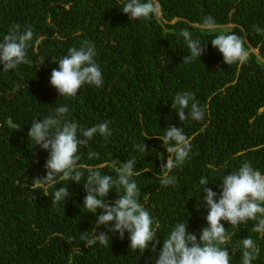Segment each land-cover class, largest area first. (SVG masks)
<instances>
[{
	"label": "trees",
	"instance_id": "1",
	"mask_svg": "<svg viewBox=\"0 0 264 264\" xmlns=\"http://www.w3.org/2000/svg\"><path fill=\"white\" fill-rule=\"evenodd\" d=\"M124 2L0 0V41L14 25L34 33L26 50L29 63L7 72L0 65V264H154L177 222H188L187 230L197 239L207 226L201 177L219 196L220 179L244 162L264 174V33L253 28L264 29V0H158L159 15L135 21L122 12ZM207 16L215 21L214 31L202 29ZM185 29L202 46L207 44L206 52L189 63L183 62L190 55L180 35ZM233 33L249 52L243 64L227 65L211 45L217 35ZM85 41L95 46L103 85L86 84L75 97L59 96L50 84L56 60ZM184 91L206 108L202 121H179L171 105L176 93ZM59 106H67L66 118L82 128L108 121L112 135H96L80 147L84 176L79 184L58 177L55 187L34 190L32 180L46 175L48 152L33 146L28 131L34 119L52 115ZM9 117L18 128L9 127ZM169 125L183 128L191 151L170 173L175 186L165 187L160 183V155L166 163L169 154L160 139ZM143 142L146 156L134 148ZM90 152L98 155L89 159ZM133 157L132 179L140 189L139 202L154 220L157 251L151 245L144 253L133 251L127 232L123 239L109 233V246L97 242L85 247L81 233H93L102 213L83 206L87 168L115 177L113 162L119 166ZM60 187L68 188L70 196L55 202ZM122 194L113 189L105 200L114 202ZM221 223L230 236V264H242L240 242L246 237L259 250L252 264H264V237L253 232L254 221L235 227ZM99 231L106 229L102 225Z\"/></svg>",
	"mask_w": 264,
	"mask_h": 264
},
{
	"label": "clouds",
	"instance_id": "2",
	"mask_svg": "<svg viewBox=\"0 0 264 264\" xmlns=\"http://www.w3.org/2000/svg\"><path fill=\"white\" fill-rule=\"evenodd\" d=\"M121 10L129 16L130 21H135L159 15L161 6L158 0H125ZM253 28L258 34L264 33V29L256 25ZM202 29L208 31L216 29L213 17L204 18ZM180 35L190 53L184 57V63L200 58L206 52L207 44L204 43L202 46V42L199 39L194 40L188 30H182ZM33 37L34 33L30 27L21 30L20 25H14L3 36V40L0 41V65L4 72L30 62L26 50L30 47ZM40 39L37 38L35 43L39 44ZM211 45L222 54L227 65L243 64L249 58V52L244 48V40L234 33L217 35L211 40ZM96 55L94 44L85 41L80 48H69L66 55L56 60L58 69L52 70L50 84L57 90L59 96L72 98L86 84L96 87L103 85L102 71L94 59ZM171 107L181 123L189 118L202 121L205 117L206 108L199 105L191 92L176 93ZM68 112L67 106H59L52 115L39 120L34 119L30 125L28 138L33 142V146H39L48 152V159L44 165L46 175L32 180L30 187L34 190L40 188L47 190L55 187L59 181H75L79 184L84 176L79 165L80 147H87L96 135L105 139L112 135L108 121L82 128L76 121L66 118ZM7 123L11 128L19 127L13 124L11 117ZM160 140L169 154L166 163H163L164 157L160 155L162 161L160 183L165 187L175 186L176 177L170 173L189 158L191 141L184 134L182 127L172 125L167 127ZM134 148L145 156L149 152L144 142L135 145ZM97 155L95 152L88 154L89 159ZM135 167L136 160L133 157L119 166L113 162L115 177L103 175L98 168H87V177L83 184L86 192L83 206L91 213L96 214L98 209L102 210V213L96 218L93 233L90 234L88 231L81 233L80 239L85 247L94 246L97 242L102 246H109V233L118 234L119 238L123 239L127 232L130 249L133 251L139 250L144 253L150 245L153 253L157 251L160 241L153 226L154 220L139 202L140 189L132 179L136 175ZM220 180L222 183L218 185L219 196L207 186L210 183L207 178L201 177L199 180L203 186V201L206 202L208 209L205 217L207 226L201 229L199 239L196 234L187 230L188 222H177L163 239L154 264H230L231 256L226 247L230 236L221 221H226L233 227L254 221L253 232L264 237V174L255 169L250 162H244L238 170L225 174ZM113 189L122 191L123 194L114 202L106 201L105 197ZM191 195L188 193L187 199ZM69 196L68 188L60 187L55 190L53 200L60 202ZM102 225L106 231H99ZM240 244L242 264H252L258 256L257 244L251 237L242 239Z\"/></svg>",
	"mask_w": 264,
	"mask_h": 264
},
{
	"label": "bare ground",
	"instance_id": "3",
	"mask_svg": "<svg viewBox=\"0 0 264 264\" xmlns=\"http://www.w3.org/2000/svg\"><path fill=\"white\" fill-rule=\"evenodd\" d=\"M158 50V49H157Z\"/></svg>",
	"mask_w": 264,
	"mask_h": 264
}]
</instances>
